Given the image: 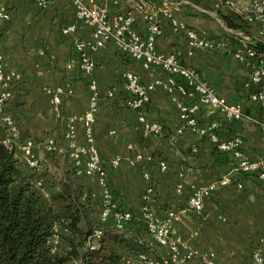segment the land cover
Listing matches in <instances>:
<instances>
[{
  "label": "crops",
  "instance_id": "obj_1",
  "mask_svg": "<svg viewBox=\"0 0 264 264\" xmlns=\"http://www.w3.org/2000/svg\"><path fill=\"white\" fill-rule=\"evenodd\" d=\"M0 4L6 5L10 12L9 20H0V50L5 67L19 75L10 106L17 122L16 139L20 142L28 137L40 144L53 137L55 161L48 163L45 159L44 169L60 174L67 148L65 120L86 111L90 94L88 78H79L78 55L73 45L78 38L90 39L91 29L80 25L74 33L61 32L64 25L77 22L69 0H48L42 9L33 0H0ZM109 7L115 10L112 5ZM201 16L192 10L183 13L189 25L204 30L209 37L225 33L221 18H213L212 22L220 25L213 29L211 22ZM237 45L241 46L240 39H232L227 50L197 52L187 57L184 42L176 35H166L157 43L162 52L181 53L184 62L197 69L218 94L242 104V118L229 126L222 124L227 127L221 134L240 135L245 155L264 164V108L253 103L243 87L250 65L234 57ZM93 56L99 96L90 124L99 157L108 172L113 198L132 213L127 227L146 233L142 229L141 208L148 184L145 173H148L154 194L146 203L158 217L168 210L178 212V219L171 225L172 232L187 248L197 252L196 260L210 258L215 264H255L253 249L258 245L264 249V182L252 175L242 176L236 159L229 154L221 158L214 154L207 135L199 131L216 117L212 108L202 105L196 125L188 127L180 121L170 95L157 85L150 92L145 117L148 121L161 122L164 130L160 135L150 133L139 123L137 113L125 108L118 95L123 88L121 74L130 70L145 83L166 74L160 69H143L138 62L121 55L111 41L95 50ZM56 86L65 88L58 105L51 101L49 93ZM111 87L116 92L110 97L105 91ZM183 124L180 132L178 128ZM76 129L77 143H84V125L77 122ZM113 159H117L115 166L110 164ZM160 160L166 162L165 171L158 167ZM19 166L26 169L23 162ZM225 175L230 176L229 182H222ZM77 177L90 189L100 212L102 189L96 176L80 172ZM201 187L210 190L203 197V214L197 216L187 209V200L192 190Z\"/></svg>",
  "mask_w": 264,
  "mask_h": 264
},
{
  "label": "built area",
  "instance_id": "obj_2",
  "mask_svg": "<svg viewBox=\"0 0 264 264\" xmlns=\"http://www.w3.org/2000/svg\"><path fill=\"white\" fill-rule=\"evenodd\" d=\"M74 6L75 23H69L61 28L63 34L74 33L80 25L89 26L91 29L90 39L78 38L74 41V49L78 55V70L88 78L90 90L88 108L80 115H72L66 118V130L64 137L70 156L76 168V173L84 172L87 175L96 176L102 189V205L99 217L102 220L111 218L117 227L123 229L131 221V211L119 210L113 202V194L108 181V172L104 168L99 157V151L94 141L91 129V114L97 105L99 89L94 78L96 61L93 53L103 48L111 41L125 58L138 62L143 69L149 71L161 70L166 77L159 76L145 83L137 73L126 70L121 74L123 92L126 99L123 104L137 113L139 123L144 125L150 133L160 135L164 127L159 121H148L145 117L150 101V92L161 85L174 101L178 116L182 123L188 127L196 125V116L202 105L212 108L216 117L209 121L205 129H200L206 134L210 142L215 145L220 153L229 154L236 159V167L240 174H250L264 182V164L257 160L249 159L243 151V139L240 135L230 137L218 133L222 124H231L243 116V106L240 103L231 102L216 90L201 76L194 67L187 65L181 53L162 52L157 43L162 37L172 34L180 37L185 45V54L192 57L197 52L211 50H227L228 44L221 38L209 37L202 29L189 25L183 18L185 10H192L201 15L216 18V12L223 10L230 14L238 12L252 26L257 27L259 33L264 31V0H253V9L237 7L233 0H69ZM48 0H33V4L42 9ZM109 5L114 7L110 10ZM208 7V8H207ZM10 19V12L6 5L0 4V20ZM227 35H241L243 30L230 27L225 28ZM252 49H236L233 55L239 61L250 65V73L244 81L243 87L247 91L249 99L264 108V60L254 59ZM19 75L5 67L3 54L0 50V123L7 126L12 138L18 137L17 122L10 106L14 99V87ZM63 86H56L49 90L54 104L61 103V95L64 93ZM116 89H106L105 94L114 96ZM81 122L85 127V142L77 143L76 123ZM183 126L178 130L181 132ZM46 146L55 150L53 138H47ZM19 157L24 164L34 171H39L41 166L38 156V146L31 138H23L19 144ZM111 166L117 164V159L110 162ZM160 171L167 168L166 162L158 161ZM148 180L141 208L142 220L145 223L146 232L150 240L161 249L162 263H183L196 259L197 252L187 248L182 239L174 234L171 229L173 221L178 219L176 210H168L163 217L154 214L146 203L154 194V185L145 173ZM230 176L225 175L222 182H229ZM36 185L42 187V180L38 179ZM241 187V183L238 184ZM43 191L47 190L42 187ZM209 187L195 188L188 197L187 209L197 216L203 214V197L208 194ZM59 227H55V234L51 240L53 250L57 249L59 239ZM144 258L143 256H141ZM255 264L264 262V249L259 245L253 249ZM149 261L148 264H151ZM77 264V263H75ZM200 264H215L210 258Z\"/></svg>",
  "mask_w": 264,
  "mask_h": 264
},
{
  "label": "trees",
  "instance_id": "obj_3",
  "mask_svg": "<svg viewBox=\"0 0 264 264\" xmlns=\"http://www.w3.org/2000/svg\"><path fill=\"white\" fill-rule=\"evenodd\" d=\"M220 15L227 27L243 30L246 35L226 34L228 42L240 39L239 50L252 49L254 59L264 60V35H259L241 13ZM79 78L84 76L79 74ZM226 127L221 125L218 133L222 135ZM22 141L12 138L9 128L0 123V264H163L162 251L147 232L128 228L130 221L121 229L111 218L99 217L90 189L77 177L68 148L63 152L60 174L49 169L33 171L27 166L24 170L19 166ZM54 152L47 154L53 158ZM213 152L219 158L227 155L218 152L215 145ZM38 179L47 193L36 185ZM113 202L117 209H125L115 198ZM55 227L60 228V239L53 250ZM142 229L146 231L143 220ZM201 262L193 259L169 264Z\"/></svg>",
  "mask_w": 264,
  "mask_h": 264
},
{
  "label": "rangeland",
  "instance_id": "obj_4",
  "mask_svg": "<svg viewBox=\"0 0 264 264\" xmlns=\"http://www.w3.org/2000/svg\"><path fill=\"white\" fill-rule=\"evenodd\" d=\"M201 1V0H200ZM204 1H213V0H204ZM235 3H236V5H237V7H239L240 9L241 8H243V9H253V7L251 6L253 3V0H233ZM208 8V7H207ZM222 12H224L223 10H218L217 12H216V17H218V18H221V13ZM225 13V12H224ZM197 15V14H196ZM199 16V15H198ZM200 16H201V14H200ZM202 18H204V19H206V20H209L210 22H211V27H213V29H217V28H220L219 26V24L217 23V22H212V21H214V19L212 18V17H208V15H202L201 16ZM221 20H222V18H221ZM222 23H223V25L225 26V28H227V26L224 24V22H223V20H222ZM255 27V26H254ZM256 28V27H255ZM224 32H226L225 30H224ZM257 32H258V34L259 35H264V31H263V33H259V31L257 30ZM245 32H243V36L245 35L244 34ZM225 36H224V35ZM221 36H218V38H221V39H223L225 42H227V44L229 45L230 43L228 42V40H229V38H228V36L225 34V33H223ZM255 34H257V33H255ZM241 36V35H240ZM262 39H263V41H264V36H262ZM78 72L80 73V74H82V76H84V79H87V77L83 74V73H81L79 70H78ZM89 83V82H88ZM90 91V90H89ZM90 93V92H89ZM120 94V95H119ZM125 94H126V92H123V89L121 90V92H119L118 93V95L122 98V97H124L125 96ZM90 95V94H89ZM123 99V98H122ZM52 101V100H51ZM123 107H125V106H123ZM125 108H127V107H125ZM128 109V108H127ZM130 110V109H129ZM26 138H28V137H26ZM48 138H53V137H48ZM25 139V138H24ZM32 139V138H31ZM47 139V138H46ZM45 139V140H46ZM54 139V138H53ZM33 140V139H32ZM45 140H43L40 144L39 143H36L34 140V142L36 143V145L38 146V156H39V161H40V164H41V166H40V168H39V171H42V170H44V166H45V159H46V161H48V163L49 162H51V163H54V157H55V155H54V157L53 158H51L50 156H49V154H47L48 153V151L50 152V151H53L52 149H49L45 144H46V141ZM54 143H55V140H54ZM67 143V142H66ZM56 146V145H55ZM44 147V148H43ZM55 149H56V147H55ZM52 156V155H51ZM46 157H50V159H48V158H46ZM23 162V161H22ZM24 163V162H23ZM34 171V170H33ZM38 171V170H37ZM41 180V179H40Z\"/></svg>",
  "mask_w": 264,
  "mask_h": 264
}]
</instances>
